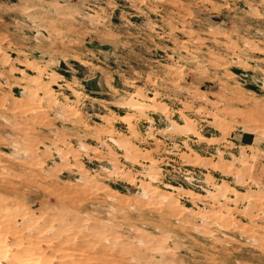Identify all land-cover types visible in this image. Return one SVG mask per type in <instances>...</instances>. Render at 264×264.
Wrapping results in <instances>:
<instances>
[{"label":"rangeland","instance_id":"1","mask_svg":"<svg viewBox=\"0 0 264 264\" xmlns=\"http://www.w3.org/2000/svg\"><path fill=\"white\" fill-rule=\"evenodd\" d=\"M0 264H264V0H0Z\"/></svg>","mask_w":264,"mask_h":264}]
</instances>
